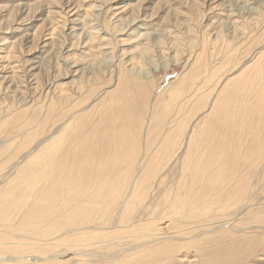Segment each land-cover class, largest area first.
I'll use <instances>...</instances> for the list:
<instances>
[{
    "label": "bare ground",
    "instance_id": "bare-ground-1",
    "mask_svg": "<svg viewBox=\"0 0 264 264\" xmlns=\"http://www.w3.org/2000/svg\"><path fill=\"white\" fill-rule=\"evenodd\" d=\"M93 1L100 9H111L114 18L131 11L128 30L121 29L133 35V41L145 40V45L116 39L119 46L133 48L112 55L116 60L106 76V56L114 51L112 33L123 32L114 30V22L109 27L105 19L99 24L93 21L90 30L82 28L84 17L77 13L82 5H74L66 11L68 15L74 10L64 35L76 36L80 42L76 40V48L70 41L64 52L63 74L59 72L51 86L37 97L33 94L29 102L16 108L7 103V109H0V134L30 127L10 149L11 156L34 143L0 183V264H247L263 250L264 236H249L250 232L237 228L241 221L223 227L219 222L224 218H219L250 207L243 204L264 159V29L260 28L264 11L254 8L245 17L219 11L216 14L226 19L204 25L200 34L196 20L186 16L183 34H176L172 46L165 48L161 40L151 41L146 31L153 14L135 15L144 0ZM223 25V33L214 30ZM56 31L57 25L45 31L39 47L38 35L32 34V39L23 35L31 48H38L22 60L32 78L29 90L38 85L42 58L34 53H50ZM223 49L226 53L217 65H210L209 60ZM165 54L173 61L184 59L179 82L159 91L152 85L153 77L144 78L139 72L153 57ZM15 68L11 66L12 73ZM15 75L14 79L24 77V73ZM9 78L0 76V90L8 82L11 86L14 79ZM16 88L11 91L22 93ZM186 105L188 111L179 116ZM198 113L205 114L203 125L188 129ZM169 173L174 176L167 182ZM160 187V208L153 209L149 201L143 205ZM138 206L144 208L137 214ZM256 210L249 219L257 223L253 227L264 228V209ZM187 218L203 222L184 228ZM198 227L213 234L190 239ZM205 239L210 240L208 250ZM191 248L196 259L179 258Z\"/></svg>",
    "mask_w": 264,
    "mask_h": 264
},
{
    "label": "rangeland",
    "instance_id": "rangeland-1",
    "mask_svg": "<svg viewBox=\"0 0 264 264\" xmlns=\"http://www.w3.org/2000/svg\"><path fill=\"white\" fill-rule=\"evenodd\" d=\"M120 1L122 2V4H126V3H135V2H138L140 0H120ZM144 2H142L141 3L142 5L136 9L135 15L141 14L142 12L146 13L148 15H150L151 13L153 14L152 15L153 22L149 25V27L147 28L146 31L148 33H150V40H151V38L155 39L157 42L159 40H161L162 43H160V44H161V46H164L165 48L172 46L173 43L170 40L176 34H178V35L183 34V31H184L183 28H184V25L186 24V18H185L186 16H188V18H190V21L196 20V22H194L197 24L195 27H197V34H200V32L203 30L202 28L204 27V25L209 24V23H211L213 25L214 24L213 22H215L216 20L217 21H224L226 19V17L224 15L216 14L219 11L222 14H228L229 12L237 13V14H240L239 16L242 15L244 17L249 15L250 13H252L251 10H253L254 8L264 11V0H217V1H215V0H144ZM211 2H213V3L215 2V4H218V3H222V4L219 7H215L214 9L208 10V8H210V6L215 5V4L213 5V3H211ZM193 3H195V4H193ZM80 4L82 6L78 7L77 13L82 14V16L84 17L83 22L85 25H83L82 28H86V29L90 30V25L93 21H95L99 24V23H101V20L105 19L107 21V25H109V27H112V24L114 22L115 23V24H113V25H115L114 30H117V32H123V34H120V35H116V33H114L115 31L112 33V34H114V40H113L114 44L112 45L114 48V51L112 54H108L109 56L108 55L106 56L107 60L105 59L106 62L104 64L105 66L103 68L106 69V73H105L106 76L109 73V69L112 68V67H110V64H112V62L114 63V61L116 60V57H114L112 55L116 54V53L120 54L121 52L119 50H121L122 48L123 49H132L133 48V45H131V46L130 45L119 46V42L116 39H119L120 41H122V43L133 42V44H135V45H139V46L141 45L140 47L145 45V44H143L145 40H143V39L138 40L139 42L133 41L135 38V37H133V35H127V33H124V31H122V29H124L126 31L128 30L127 29L128 27L126 28L125 25L128 24L127 20H129L128 18H129V16H131V11H129L127 13L125 12L123 14H120V15H118V17L114 18V15L112 14L111 9H108L107 7H102L103 9H100V7L98 6L99 2H95L93 0H91V1H85V0H0V44L2 42H6L4 45H0V59H1L0 60V67L2 66L0 68V70H1L0 76H2V75L10 76L9 80H12V79H14L13 76L15 74L17 76H19L21 74L23 75V73H24V77L23 76H21L19 78L16 77L17 79L15 78L12 81L11 86H10L9 82L7 84L1 85V90H0V101H2L0 103V109L1 110L7 109L8 106H12V108L13 107L16 108L17 105L19 106V104L21 105L24 102H27V101L29 102V99L32 98L33 94H34V96L36 95V97H37L38 94L41 91H43V89H45V87L49 88V86H51V82L55 78V76H58L59 74H63V72L65 71V66H66L64 61H63L64 57H62V56H65L64 52L68 49L71 42L72 43L75 42L74 46L76 48L78 46L77 42H80L76 36L72 37V38H68L67 36L64 35L65 32L66 33L69 32V30H67V28L69 27L70 24L68 23L67 18H69V19L72 18L70 16V14L73 13L74 10H72L70 12L68 11L69 12L68 15H67L66 11H67V9H71L72 7H74V5H80ZM143 6H146V9H143ZM86 8H89V9H87V10H89V13L87 15L85 14ZM223 8H224V10H223ZM117 18H120V20H117ZM191 19H193V20H191ZM18 23H20L21 25H19ZM173 23L177 24V26L175 28H173V26H170V25H173ZM53 25H57L56 33H58V34L55 35L57 40H55L54 44L52 45V48L49 50L50 53H48L47 51L43 52V53H39V54H38V52L34 53L36 55H39V57H42V58L40 61V68L37 69L39 71V73L37 72L38 76L36 75V80H37L38 85L37 84L33 85L32 87H36V88L35 89L32 88L29 90L28 86L31 83L30 80L32 78L29 76V73L27 74V72H25L28 65H27V63L23 62L22 60L30 57L29 54H32L34 52L33 50H35L39 46H42V44H39L40 41L43 42V40L45 39V36H42V35L46 34L47 30ZM167 26H168V28H167ZM121 27H122V29H121ZM13 28H19V30L15 31V29H13ZM78 28H80V26H78ZM225 28H226V26L223 25L221 27L215 28L214 30H220L221 29L222 31H220V32L223 33ZM260 28L264 29V23L263 22L260 25ZM162 29H164V30L165 29H173V30L171 33H168V32H166V30L164 31ZM160 30H162V31H160ZM80 31L81 30H78L79 33H80ZM256 31L257 30H255L254 32L256 33ZM26 33L30 35L29 39H32L31 38V37H33L32 34L38 35L40 37L38 39V41L36 42L38 44H36L37 47L35 49L31 48V42H27L25 40V38L23 37V35H25ZM212 33H214V32L212 31L211 34ZM76 40H77V42H76ZM13 41L15 44H13V46H11L10 42L13 43ZM29 47H30V49H29ZM150 47L151 48H148L149 54L152 53V49H153V46H150ZM29 51H30V53H29ZM75 52L78 53L77 51H75ZM225 53H226V51H225V49H223L217 55L212 57L209 60L210 65H213V66L217 65V63L224 56ZM168 55L165 54L164 56L153 57V60L151 62L145 63V65L142 67V69L139 72V75L144 77V78L145 77H147V78L151 77L150 79H152V77H153L152 85L157 86L158 87L157 90H159V91L165 87H168L170 82L175 83V84L177 82H179V75L182 71V62H183L184 57L179 56L180 60L173 61V59H171ZM13 57H15L16 59ZM107 57H109V58H107ZM246 60H249V58ZM213 62H214V64H213ZM16 65L18 68H15L13 70L15 73H12L11 66H16ZM9 67H10V69H9ZM3 68H5V69L3 70ZM8 70H10V71H8ZM21 70L24 72H22ZM237 72L238 71H235L234 74H237ZM221 73H222V71L218 72L216 74V77H218ZM41 83H42V85H41ZM6 85H8V87H6ZM21 85H23L24 87ZM3 86H5V87H3ZM13 87H18L16 89L23 90L22 93H20L18 91L16 93H13L11 91V89ZM24 91H25V93H24ZM29 94H31V95H29ZM166 96H167V94L163 95L164 98H166ZM210 101L211 100L209 99L208 104ZM2 103H4V104H2ZM7 103H8V106H7ZM188 108H189V105L188 106L186 105L179 112L178 115L180 116L181 114L186 113L188 111ZM206 109H207V107H206ZM172 113H174V111ZM206 113L207 112H205V114ZM205 114H203V115H200L199 113L196 114L192 118V120H191L192 122H189L188 129L190 127H193L192 129H198L199 127H201V125H203V123H204V122H201V119ZM198 115H199V117H198ZM21 120H23V119H20V121ZM195 120H196V122H195ZM29 128L30 127H26L24 129V131H28ZM24 131L22 130V132H24ZM22 132L18 131V133L17 132L13 133L14 134L13 137H12L13 134L11 135V134H7L5 132L0 134V178H1L0 183H1V185L5 181V178L7 179L9 177V175H10L9 172H13L15 170V168H14L15 164H17L19 161H21V155L24 153V151H26V149L30 150L31 149L30 147H33L34 143L31 144L25 150H23L21 153L16 154L15 158H14V154H12V156H11L10 149H11V151H13V149L16 147V145L19 142H21L22 138L25 136V135L23 137L20 136ZM2 138L4 139V141H2ZM2 142L3 143L5 142L6 145L3 144ZM14 145H15V147H14ZM2 149H6V151H2ZM17 155L20 157H18ZM8 158H9V160H8ZM15 160H17V161H15ZM10 161H11V163H10ZM177 165H178V163L176 162V164L173 166V170L176 168ZM5 167H6V169H5ZM9 168H10V170H9ZM1 170H3V171H1ZM11 170H13V171H11ZM7 172L9 174H7ZM258 174H259L258 175L259 177H257V178L255 177L252 180L253 186H251L250 192L248 194L249 196H247V200H248V198H249V200L248 201L246 200L245 201L246 204L245 203L243 204V206L249 205L250 207L246 208L242 212L241 211L238 212V215H230L227 217L225 215L224 217L219 218L220 220L224 218L223 221L219 222V224L223 223V227L230 228V227H234V225H236L237 222L241 221V224L237 228H242L244 232L245 231L250 232V233H248L249 236L255 234V238L256 237L262 238V236H264V228H261L258 226L253 227L254 225H257V223L254 224V222L250 221L249 218L253 215V212L256 209H257L256 212L258 211V209H264V159L261 161L260 165L258 166ZM3 176H4V179H3ZM167 176H169V178ZM167 176H166V181L168 182L173 178L174 174L169 173ZM160 189H161V187L158 189H155L152 192L149 199H147L143 202V205L148 204V201H149L155 205L153 207V209L158 210L161 206V199H162V196L160 197V193H161ZM143 208L144 207L138 206L136 213L138 214L140 211L143 210ZM150 212H151V210L148 213H150ZM229 213H230V211H229ZM151 216L152 215H150V217ZM144 217L148 218L149 216H143V215L141 216L142 219H145ZM186 220L187 221L183 223L184 228H188L189 226H192V225L197 226L203 222L201 220H195L193 218L192 219L187 218ZM83 221H85V220H83ZM166 224L167 223H165L163 225H166ZM86 226L89 227L86 229V231L89 232L90 231V224H88ZM203 229H205V228H201V227L196 228L194 230V232L192 233V235H194L195 237H192L190 239L203 240L202 237L206 236V238H207L208 236H211L213 234L212 230L202 232ZM169 231H171V230H169ZM87 240L90 241V237H88ZM205 242L207 243V250H208L210 248L209 247L210 246V240L205 239ZM263 243H264V239H263ZM211 244L214 245L213 242H211ZM222 250H224V249H221L220 251H222ZM80 251L90 253V249H81ZM207 253H208V251H206L204 253V255H206ZM194 255H195L194 249L191 248V249L185 250V253L183 255H180L179 258L188 257L187 258L188 260L191 259L193 261V259H196V258H194ZM160 264H163V263H160ZM167 264H173V263L168 261ZM179 264H185V263H179ZM197 264H202V263L200 262ZM247 264H264V248H263V250L259 251L257 254H254L253 257L249 258Z\"/></svg>",
    "mask_w": 264,
    "mask_h": 264
}]
</instances>
